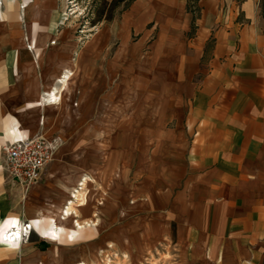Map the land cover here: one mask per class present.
<instances>
[{
	"label": "crops",
	"instance_id": "1",
	"mask_svg": "<svg viewBox=\"0 0 264 264\" xmlns=\"http://www.w3.org/2000/svg\"><path fill=\"white\" fill-rule=\"evenodd\" d=\"M257 2L197 0L200 17L194 28L187 0H137L135 5L140 24L159 26L163 60L154 88L159 189L154 185L149 191L145 208L150 220H161L159 232L175 235V245L188 251L186 264H264V28ZM24 46L23 35L0 32V222L18 220L2 232L0 264L37 258L40 243L54 255L46 241L54 228L49 219L41 222L52 224L50 235L26 247L4 241L3 234L40 217L59 218L69 200L67 184L51 165L28 189L6 169L5 148L38 137L37 127H24L23 114L56 106L46 101L43 83L23 81L24 74L37 73ZM80 70L94 74L86 81L103 84L102 67ZM67 72L54 71L51 81L59 83ZM16 127L26 137L18 138ZM67 229L62 236L70 242L82 232Z\"/></svg>",
	"mask_w": 264,
	"mask_h": 264
},
{
	"label": "rangeland",
	"instance_id": "2",
	"mask_svg": "<svg viewBox=\"0 0 264 264\" xmlns=\"http://www.w3.org/2000/svg\"><path fill=\"white\" fill-rule=\"evenodd\" d=\"M112 1L0 0V32L23 35L25 49L33 54L37 73L24 74L23 81L39 80L46 87L44 93L57 89L61 95L55 107L38 106L24 113L23 125L37 127L38 137L58 142L51 170L67 189H80L84 196L73 201L75 219L83 225L97 223L77 233L74 242L66 235L56 244L46 239L54 255L40 243L37 258L30 257L25 264H186L188 260V251L175 245V235L161 234V220H150L151 212L145 208L149 191L154 185L159 189L161 168L159 155L154 154L160 144L154 136L160 129L154 90L163 61L159 26L155 21L139 23L137 0L112 11L111 22L103 20L111 14ZM187 1L194 28L200 8L197 0ZM257 7L264 28V0H258ZM97 66L103 68L102 85L86 81L94 74L86 76L80 70L94 71ZM58 70L71 74L66 87L51 81V73ZM15 129L18 138L26 137V132ZM83 199L85 205L79 207ZM60 217H53L58 225L74 226L75 219L64 222ZM41 218L28 223L27 232L21 225L18 248L50 235L52 224ZM16 222H0L1 242L3 230Z\"/></svg>",
	"mask_w": 264,
	"mask_h": 264
},
{
	"label": "built area",
	"instance_id": "3",
	"mask_svg": "<svg viewBox=\"0 0 264 264\" xmlns=\"http://www.w3.org/2000/svg\"><path fill=\"white\" fill-rule=\"evenodd\" d=\"M57 148V141L44 137L17 140L5 148L7 172L16 183L30 188L42 180Z\"/></svg>",
	"mask_w": 264,
	"mask_h": 264
},
{
	"label": "bare ground",
	"instance_id": "4",
	"mask_svg": "<svg viewBox=\"0 0 264 264\" xmlns=\"http://www.w3.org/2000/svg\"><path fill=\"white\" fill-rule=\"evenodd\" d=\"M70 76H71L70 72L65 73L64 75L59 77V80H58L59 83H61V85L63 87H66L68 85ZM59 91L57 89H54V90H51L47 93L45 99L50 105L59 104V102L61 100V95H60ZM69 193H70V199L67 200L65 207L62 209L61 217H60V219L64 222H68V221H71L75 218H78V214L76 212V209L74 208L75 202H73V201H76L78 203L80 201V197L83 196V194L80 192V189L75 190V189L71 188V189H69ZM83 198H84V196H83ZM84 205H85V200H84V203L81 204L79 207L84 206ZM45 219H49V220L54 222V228H53V231H51L52 236L50 238H46V239L49 240L52 244H56V243H58V239L64 234V231L67 228L65 226L58 225L57 220L53 217H51V218L42 217L41 221L45 220ZM73 223H74V226L70 229L74 230V231H83L84 229H86V227L92 226L89 223H87L86 225H83V224H81V222L78 219L77 220L75 219ZM28 229H30V226H29V228L26 227V230L23 229V231L27 232ZM22 232H21V225L19 224V225H17V228H14V229H12L6 233L5 239H4V235H5V233H4L3 239H4V241H6L10 244H13V245L19 244V243H21ZM70 239H71V241H75L77 239V236L73 235ZM78 264H86V263L80 262Z\"/></svg>",
	"mask_w": 264,
	"mask_h": 264
},
{
	"label": "trees",
	"instance_id": "5",
	"mask_svg": "<svg viewBox=\"0 0 264 264\" xmlns=\"http://www.w3.org/2000/svg\"><path fill=\"white\" fill-rule=\"evenodd\" d=\"M129 2H130V0H113L110 4L111 14H109V16H107L103 20H105L107 22H111L113 20V12L112 11H115L121 5L128 4ZM105 5H107V4H105Z\"/></svg>",
	"mask_w": 264,
	"mask_h": 264
}]
</instances>
